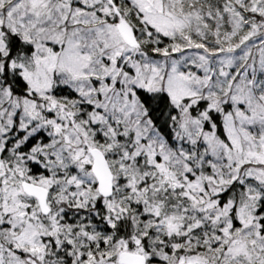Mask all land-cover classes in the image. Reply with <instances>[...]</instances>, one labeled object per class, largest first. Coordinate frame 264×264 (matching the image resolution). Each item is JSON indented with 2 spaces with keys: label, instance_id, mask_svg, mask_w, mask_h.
Masks as SVG:
<instances>
[{
  "label": "snow or ice",
  "instance_id": "1",
  "mask_svg": "<svg viewBox=\"0 0 264 264\" xmlns=\"http://www.w3.org/2000/svg\"><path fill=\"white\" fill-rule=\"evenodd\" d=\"M0 264H264V0H0Z\"/></svg>",
  "mask_w": 264,
  "mask_h": 264
}]
</instances>
